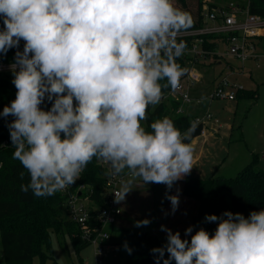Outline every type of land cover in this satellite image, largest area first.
Here are the masks:
<instances>
[{"label": "clouds", "instance_id": "9594fccd", "mask_svg": "<svg viewBox=\"0 0 264 264\" xmlns=\"http://www.w3.org/2000/svg\"><path fill=\"white\" fill-rule=\"evenodd\" d=\"M0 17V53L24 42L11 65L16 97L0 113L13 118L7 125L13 159L30 177L22 192L63 191L94 158L109 166L106 175L130 177L113 193L117 204L137 179L170 191L191 173L197 124L183 134L166 116L151 131L142 124L163 89L179 87L184 69L177 61L187 45L177 37L193 26L190 13L173 0H0ZM45 101L48 110L41 108ZM165 198L174 214L179 196ZM204 219L217 223L214 234L204 228L193 234L189 226L187 239L161 225L167 239L151 250L159 254L156 264H264V209L247 218L225 211Z\"/></svg>", "mask_w": 264, "mask_h": 264}, {"label": "trees", "instance_id": "16d2710c", "mask_svg": "<svg viewBox=\"0 0 264 264\" xmlns=\"http://www.w3.org/2000/svg\"><path fill=\"white\" fill-rule=\"evenodd\" d=\"M182 10L187 11L193 18V29L201 26V10L203 4L211 0H196L195 10L190 9L188 0H175ZM223 1V0H216ZM248 9L251 13L264 17V0H248ZM4 29L3 17H0V31ZM24 42L21 41L19 49H9L7 54L0 53L3 61H14L17 50H23ZM206 47L212 49L213 42L206 41ZM184 64L182 58L177 61ZM13 73H0V113L4 106L16 97ZM170 89L164 88L163 95ZM257 97V90L241 89L236 91V99H252ZM178 102L174 100H161L158 105L149 106L147 119L143 121L146 130L151 131L150 124L163 117L170 118L175 126L183 132H187L191 126V117L186 114H176ZM13 118L5 119L0 116V264H30L31 259L40 255L46 257L44 248L50 251L51 231L58 235L65 231L76 253L88 245L78 236L77 226L67 219L62 207L64 197L55 193L48 197H35L31 191L24 193L21 185H27L30 177L26 169L19 161L13 159L14 147L11 145L8 123ZM201 126L197 125L192 137L200 134ZM254 158L246 164L233 177L217 175L213 171L203 178H186L183 180V192L187 197L198 201V209L191 217L193 234L200 228H204L210 235L214 234L217 223L205 221L206 215L220 216L225 211L241 213L246 218L253 211L264 209V169H256ZM21 173H24L21 179ZM104 173L105 168L94 158L81 173L75 186L85 184L91 189L90 199L97 205L104 203ZM171 191V190H170ZM166 186V192H170ZM127 236L116 244L113 251L124 256L120 264H156L158 253H152L153 248H160L166 240L150 233L146 228H128ZM190 239V236L187 238ZM127 243L132 249L131 255L124 248ZM165 259L168 254L165 253ZM163 264V261H160ZM170 264H175L171 261Z\"/></svg>", "mask_w": 264, "mask_h": 264}, {"label": "rangeland", "instance_id": "374dc122", "mask_svg": "<svg viewBox=\"0 0 264 264\" xmlns=\"http://www.w3.org/2000/svg\"><path fill=\"white\" fill-rule=\"evenodd\" d=\"M173 2L176 7L182 9L177 1L173 0ZM188 3V7L195 10L196 0H188ZM235 63L236 66L239 65L238 62ZM244 65L248 67L252 66V63L246 62ZM197 68L203 75L202 83L213 79L220 72L221 65L214 63L211 58H206L204 64L198 65ZM251 71L252 73L243 69L240 75L230 76V79L236 77L244 88L257 90L255 100L213 99L202 100L199 104L192 102L193 105H190V111H196L198 114L208 111L212 115L206 126V136L197 137L196 144L193 146L196 152H201L199 163L202 162L203 167L202 170L198 168L199 176H209L214 170L217 175L233 177L254 158L256 159L255 168L264 169V57H260L259 67L252 66ZM209 85L211 86V82ZM215 120L220 126L214 134L209 130L212 126H217ZM133 188L126 200L119 203L122 213L115 224V227L120 230L119 233L118 230L114 232L115 242L127 236L125 230L128 228H146L150 233L166 240L167 234L161 230V225L174 233L179 232L182 238H188L184 235L185 229L191 226V217L198 209V201L184 194L183 183H174L168 194L179 196V206L174 214L171 212L170 201L165 198L166 185H144L137 179ZM85 203L88 202L85 201ZM144 219L150 220L151 223L147 226H134L136 221ZM50 233V251L47 250L48 253H46L44 248L46 257L41 259L40 255L36 254L30 264H95L91 245H85L76 253L65 231L59 232L58 235H54L55 232L52 231ZM115 246L116 244L114 248ZM111 252L100 264H120L124 261L123 255L115 250L114 254ZM80 259H82L81 262Z\"/></svg>", "mask_w": 264, "mask_h": 264}, {"label": "built area", "instance_id": "2783aa9c", "mask_svg": "<svg viewBox=\"0 0 264 264\" xmlns=\"http://www.w3.org/2000/svg\"><path fill=\"white\" fill-rule=\"evenodd\" d=\"M201 16V26L182 31L177 37L178 42L183 40L187 45L180 57L184 61L181 65L184 75L180 78L179 87L175 90L170 88L161 99L178 102L176 114H185L186 105L199 103L202 99H236V91L244 87L236 77L230 79V76L240 75L243 69L248 71L249 66L244 65L246 62L259 67L261 54L258 41L264 38V17L249 11L248 0L208 1L203 4ZM206 41L213 42L214 47H206ZM206 58L221 65V70L213 77L212 87L203 97L193 96L192 89L203 78L197 66L204 64ZM234 61L239 65L236 66ZM14 62L0 59V73H13L11 65ZM50 107L51 103L47 101L41 105L44 110ZM211 118L207 111L190 119L191 124L195 122L201 126L200 134L204 135L206 122ZM98 163L105 168L102 205L90 199L91 189L85 184H73L59 192L64 197L62 207L67 219L77 226L79 238L93 247L95 264H100L110 250L112 228L122 213L119 204L114 202L113 193L118 190L122 180L130 179L127 175H106L109 166L102 160H98Z\"/></svg>", "mask_w": 264, "mask_h": 264}, {"label": "crops", "instance_id": "0c3cea01", "mask_svg": "<svg viewBox=\"0 0 264 264\" xmlns=\"http://www.w3.org/2000/svg\"><path fill=\"white\" fill-rule=\"evenodd\" d=\"M258 51H259V53L261 54V57H264V53H262V52H264V38H261L259 41H258ZM252 66L253 67H255L254 66V64H252ZM252 66H249V70H248V72H250V73H252V71H251V68H252ZM255 68H258V67H255ZM211 82V86H212V84H213V79H209L208 80V82H200L199 84H197L196 85V87H194L193 89H192V95L193 96H199V97H203L210 89H211V86L209 85V83ZM202 100H204V99H202ZM201 100V101H202ZM235 100V99H234ZM200 101V102H201ZM199 102V103H200ZM199 103H194V104H199ZM190 105H193L192 104V102L190 103V104H188V105H186L185 106V113L186 114H188L190 117L191 116H194V115H197L198 113H196V111H190L189 110V108H190ZM207 124H208V122H206V125H205V134H206V126H207ZM220 125L218 124L216 127L215 126H212L211 128H210V132H212V133H216L217 132V128L219 127ZM232 128V126H229V128ZM207 129H208V127H207ZM203 135L202 137H204V136H206V135ZM199 136H201V134H199V135H197V136H195V137H193L192 139H191V143H192V145L194 146L195 144H196V139H197V137H199ZM201 152L200 151H194V168L192 169V171H191V173L189 174V175H187L186 177H184L182 180H180V181H177V182H175V183H183V180H185L186 178H203L202 176H199V173H198V168L199 169H201L202 170V167H203V164H202V162L201 163H199L200 162V160H201ZM214 171V170H213ZM212 171V172H213ZM211 172V173H212ZM117 230H118V233L120 232V230L117 228V227H115V226H113V228H112V232H111V248H110V250L108 251V253H107V255L108 254H110V252L112 251L113 252V248L112 247H114V240H113V235H114V232L116 231L117 232ZM119 235V234H118ZM120 237V236H119ZM125 238V237H124ZM123 237L121 238V240H123L124 239ZM111 252V253H112ZM115 252H113V254H114ZM106 255V256H107ZM105 256V257H106ZM82 261V259H80V262Z\"/></svg>", "mask_w": 264, "mask_h": 264}]
</instances>
